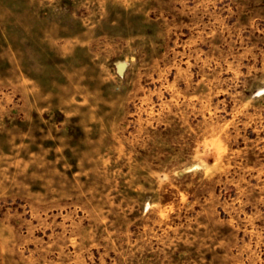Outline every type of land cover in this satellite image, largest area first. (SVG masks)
<instances>
[{
    "label": "rangeland",
    "instance_id": "obj_1",
    "mask_svg": "<svg viewBox=\"0 0 264 264\" xmlns=\"http://www.w3.org/2000/svg\"><path fill=\"white\" fill-rule=\"evenodd\" d=\"M0 264H264V0H0Z\"/></svg>",
    "mask_w": 264,
    "mask_h": 264
},
{
    "label": "bare ground",
    "instance_id": "obj_2",
    "mask_svg": "<svg viewBox=\"0 0 264 264\" xmlns=\"http://www.w3.org/2000/svg\"><path fill=\"white\" fill-rule=\"evenodd\" d=\"M123 66H124V63H123V62H119V63H118V67H119V70H120V71L123 70Z\"/></svg>",
    "mask_w": 264,
    "mask_h": 264
}]
</instances>
